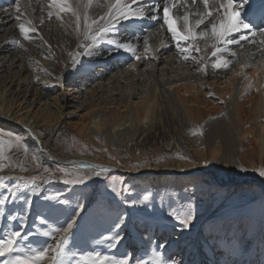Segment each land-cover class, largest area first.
Segmentation results:
<instances>
[{"label":"rangeland","instance_id":"374dc122","mask_svg":"<svg viewBox=\"0 0 264 264\" xmlns=\"http://www.w3.org/2000/svg\"><path fill=\"white\" fill-rule=\"evenodd\" d=\"M103 1L100 0V3L103 4ZM242 1L246 3L247 0ZM77 2L78 0H69V4L76 9ZM17 3L20 5L19 13ZM50 3L51 0H0V120L13 117L18 110L23 112L45 93L49 92L52 95L69 93L67 97L72 99L73 96L82 94L81 91L94 87L99 80L95 75L98 74L100 64H96L89 73L83 75L75 74L69 77L64 74L72 53L81 50L78 45L82 40H78L79 33L75 34L77 30L75 17L69 12H61L57 17ZM50 11L53 12L51 17L48 15ZM18 14L19 21L16 19ZM141 19L121 21L109 37L121 39L125 35L124 31L131 30L133 24ZM29 21L35 32H30L28 39H25L23 33L19 31V23H25L27 27ZM72 35H75L76 39L71 40ZM109 45L103 42L80 57L87 58L93 51L105 52ZM20 56L24 59L23 65H29V69L20 66L18 61ZM127 60L129 64L135 58L131 56ZM246 68L241 69L242 75L248 74ZM250 97L252 96H247ZM247 98L244 97L240 101ZM73 105L64 108V116L57 125H39V136H32L30 140L19 136V144L15 142L18 135L12 125L10 123L8 124L10 127L0 125V140L4 144V153L0 155V175L11 177L44 175L45 168L55 172L57 176L61 175L57 169H65L73 176L90 174L89 170L77 169L72 165V160H64V157L73 154L113 160L116 165L111 166L112 169L101 175V178L91 176L83 185H69L59 179L39 182L38 186L42 187V190L35 199V213L27 229H24L26 217L32 206L35 188L16 190L4 205H0V238H5L12 231H20L17 247L24 250L43 248L51 242V238L43 233L50 226L60 228L66 226L75 215L77 204H83V209L72 229L69 244L71 251L76 253V260H79L80 256H94L97 252L116 258L132 253L134 257L148 259L152 252L145 237L151 234V238L157 243H167L166 251L157 250L161 251L162 257L172 255L183 258L186 262L190 260L200 262L223 253L224 248L221 245L230 241L239 250L240 254L234 259L240 264H264V177H260L255 169L251 170L249 160H236L237 164L232 163L229 158L210 163L207 160V164L197 161L191 153V143L185 139L190 136L197 140L201 135L203 124L196 122H191L184 139L176 137L173 145L166 144V140L163 139L149 140L143 148L130 151L123 149L122 146L117 147V140L108 138L105 132L103 137L97 139L99 145L96 146L88 142L77 129V126L82 124V115L87 111L74 108ZM215 106L219 109L205 107V111L208 112L206 121L217 119L224 113L225 108H221V104ZM250 107L252 108L251 103L247 102L243 112L249 114ZM248 123L250 126L254 125L252 120ZM203 134L202 138L206 133ZM212 144V148L217 145L216 142ZM43 145L45 147H42ZM35 147L44 152L41 158L34 153ZM246 150L245 146L243 148L241 146L238 150L239 155L244 154ZM181 156H188L190 158L188 160L194 161L203 171L189 178L177 174L173 178L148 179L141 177V173L136 174L141 168L137 167L138 165L156 163L158 159L160 162L168 158L181 159ZM65 161L68 162L67 165L72 166L63 165ZM252 161L260 166L258 169L264 168V154H260ZM110 182L117 188L125 184L130 191L120 199L109 187ZM7 183L11 186L14 182L10 180ZM193 188L202 189V195H197V220L191 230L179 231L177 222L168 213L183 211L185 201L189 198L185 189ZM217 190L226 199H218L215 194ZM149 191L153 194L150 198L151 207L147 204L124 202L139 200ZM6 194L8 189L0 188V197ZM56 194H59L57 198H51ZM61 200H68L69 203H61ZM101 204L105 206L106 211L99 210ZM229 204L233 208V227L227 235L207 233L205 224ZM122 214H126L125 222L120 229H115ZM114 232L123 237L115 248L104 238ZM69 260H73L75 264L71 255L66 257L64 264H68ZM80 264H90V261L85 259L80 261Z\"/></svg>","mask_w":264,"mask_h":264},{"label":"bare ground","instance_id":"6f19581e","mask_svg":"<svg viewBox=\"0 0 264 264\" xmlns=\"http://www.w3.org/2000/svg\"><path fill=\"white\" fill-rule=\"evenodd\" d=\"M247 1L243 3L238 0V3L243 5L241 18L254 30L264 29V21H251L255 13L253 8L256 5L263 7L264 0ZM112 2L114 0H104L102 4L100 0H92L88 5V0H78L77 11L82 17L80 29L75 32L80 34L78 40H82L84 33L83 13H88L91 23L92 20L106 15L108 5ZM149 3H153V0H149ZM175 3L172 15L177 19L180 28L183 25L185 8L192 13L203 8L201 0H196L195 5L192 0H187L186 3L184 0H175ZM152 15V12H148L144 18L134 23L131 30H125V35L120 39L121 42L132 43L137 49L136 55L143 57L141 60L135 59L128 64L127 59L133 54L111 44L105 52L101 51L102 54L93 51L83 59L80 55H75L81 50H76L72 53L64 74L69 77L75 74L83 75L89 73L96 64H100L98 74L95 75L99 80L94 87H88L87 91H81L82 94L73 96L72 99L67 97L69 93H45L23 112L18 110L13 117L0 120V125H12L18 136L30 140L32 136L40 135L39 125H57L64 116V108L74 104V108L87 111L82 115V124L77 126V129L88 142L98 146L97 139L107 132L105 136L117 140V147L137 151L149 140L163 139L166 144L173 145L175 138L184 139L189 124L196 122L203 124L202 132L206 133L205 137L202 138L203 134L197 140L190 136L185 139L191 143V153L197 161L203 163L208 160L210 163L229 158L232 163L237 164L236 160H249L251 170L258 169L260 166L252 161L264 154V56L258 47L244 41H241L240 45H230L228 51L222 53L225 59L231 61L229 67L214 69L212 64L218 57L212 54L214 50L211 41L205 44L203 40H198L197 46L202 51L192 50L181 54L171 34L166 29H161V21L152 19ZM190 22H194L193 16H190ZM145 35L148 39V53L144 52ZM71 37L73 40L75 35ZM181 47L187 45L181 42ZM233 52L237 55L232 56ZM22 58L20 56L18 59L20 66L29 69V65H23ZM73 59L79 60L74 67ZM201 60L204 61L203 64L200 63ZM130 64H135L136 68L129 69ZM241 65H248L245 66L247 75H242ZM244 97L247 99L240 101ZM247 102L252 106L249 114L243 112ZM220 104L221 108H225L224 113L217 119L206 121L208 112L205 107H217L215 105ZM250 120L253 126L248 123ZM213 142L217 144L215 148H212ZM241 146H245L247 150L239 155ZM33 149L39 158L43 156L42 150L37 147ZM67 159L72 160V165L77 169L89 171L92 170L84 165H102L105 168L116 165L113 160H102L87 155L73 154L64 157V160ZM66 163L68 162L65 161L63 165H70ZM148 165L150 166L138 169L136 174L141 173V177L148 179L173 178L177 174L189 178L203 171L194 161L177 158H168L159 165L154 162ZM38 188L40 189L38 186L35 191L38 192ZM29 213L26 219L29 217L31 221L32 215Z\"/></svg>","mask_w":264,"mask_h":264},{"label":"snow or ice","instance_id":"6c2138e0","mask_svg":"<svg viewBox=\"0 0 264 264\" xmlns=\"http://www.w3.org/2000/svg\"><path fill=\"white\" fill-rule=\"evenodd\" d=\"M186 3L187 0H184ZM92 3V0H88V5ZM203 5L202 10L192 13L188 8H185L182 21V28L178 27L177 19L173 17L172 12L176 7L175 0H153V3H149V0H114V2L108 5L107 13L98 19L92 20L89 23L88 13H83L84 33L81 43L78 47L81 52L75 55L88 54L92 49L96 48L103 42L114 45L116 48L123 49L126 52L133 54L136 60H141V55H136L137 49L132 43L121 42L120 39L108 38L110 33H114L116 26L124 20L131 18H144L148 12H152V19H159L161 29H166L171 34L172 39L176 41V48L179 53L186 54L192 50L196 52L202 51L197 46L198 40H203L205 44L208 41L212 42L213 56L218 57L215 59L212 67L214 69H227L231 61L225 59L222 53L228 51L230 45H240L241 41L247 42L254 46H257L261 55L264 56V29L254 30L252 26L245 22L241 18V10L243 5L238 3V0H201ZM192 4H196V0H192ZM50 7L55 10V15L60 16L61 12H69L75 17L76 29L79 31L81 26V15L77 9L69 4V0H51ZM146 7L150 11L146 12ZM17 12L19 13L20 5H16ZM48 15L51 17L53 12L50 11ZM190 16H193L194 22H190ZM17 21L20 20L19 14L16 16ZM29 26L26 27L25 23H19V31L23 33L24 38L28 39L30 32H35V29L31 27V21L28 22ZM181 42L185 43L187 47H181ZM144 52L148 53V39L145 35L143 37ZM222 46V47H221ZM237 53L233 52L232 56H236ZM185 55V59H187ZM79 63V60L73 59L72 67ZM204 63L203 60L200 61ZM248 65H241L245 67ZM129 69H135V64H130ZM201 70H203L201 68ZM203 135V132L200 133ZM15 142L19 144L20 137H15ZM4 153V144L0 140V155ZM116 159L115 157H111ZM181 159L188 160V156H181ZM118 163V161H117ZM156 163L159 165L160 160ZM203 163L207 164L208 161L204 160ZM90 168L91 173L76 174L65 169H57V174L47 168L44 169V175L37 174L29 177L22 176H5L0 175V188L8 189V194L0 197V205H4L9 196L13 195L18 189H28L30 187H38L39 182H50L59 179L65 184L69 185H83L91 176H101L107 169L102 165H84ZM150 166V165H138L137 167ZM98 169V170H97ZM247 171V169H242ZM258 171L260 177H264V168L255 169ZM67 177V178H66ZM13 181L10 186L7 182ZM123 183V182H122ZM109 187L112 192L123 199L124 194L129 192L130 189L127 185L123 184L122 187L117 188L111 182ZM185 193L188 194V199L185 201V209L181 212L170 211L168 214L173 217L177 222V228L179 231L191 230L194 222L197 220L198 208H197V195H202V189L198 190L193 188L192 190L185 189ZM218 199H226L222 193L218 190L215 192ZM59 194L54 195L53 199L57 198ZM152 192H147L139 200L124 201L125 203H131L136 205L147 204L151 207L150 198ZM75 202V201H73ZM61 203L68 204V200H61ZM83 209V204H77V211L72 219L66 226L60 228L50 226L43 234L51 238V243L43 248H32L30 250H24L17 247V238L20 237V231H12L6 235L5 238H0V264H64L66 257L71 255L75 261V264H80V261L87 259L90 264H240V262L234 257L238 256L239 250L230 241L223 243L221 246L224 248V252L215 256V258H206L204 261H185L183 258H176L172 255H161V251H166L167 243L159 242L151 238V234H148L145 238L148 239V245L151 248L152 254L148 256V259H141L140 257H134L132 253L123 255L122 258H116L114 256L102 255L97 252L94 256H80L79 260H76V253L71 251L69 247L72 229L76 224L77 217L80 215V211ZM100 211H106L103 204L100 206ZM232 212L233 208L229 204L224 210L213 216L204 226L207 233H215L218 235L226 236L229 230L233 227L232 224ZM15 217H10L14 219ZM126 214H122L120 221L115 225V229H120L121 225L125 222ZM110 241V246L115 248L123 239L122 235L109 233L105 237ZM161 250V251H157ZM215 246L213 247V252ZM15 253V254H13ZM68 264H73V260H69Z\"/></svg>","mask_w":264,"mask_h":264},{"label":"water","instance_id":"95a60500","mask_svg":"<svg viewBox=\"0 0 264 264\" xmlns=\"http://www.w3.org/2000/svg\"><path fill=\"white\" fill-rule=\"evenodd\" d=\"M106 169H107V171H108V170H111L112 167H111V168H110V167H107ZM102 176H103V175H102ZM102 176H100V178H101ZM41 189H42V187L38 190V192L35 191V190H34V192H33V200H32V207H31L32 212H30L31 215H33V214L35 213V208H34V205H35V199H36V197L38 196V194L40 193ZM30 213H29V214H30ZM28 216H29V215H28ZM29 221H30V219H29V217H28V218H27V223H26L25 229L29 226Z\"/></svg>","mask_w":264,"mask_h":264}]
</instances>
